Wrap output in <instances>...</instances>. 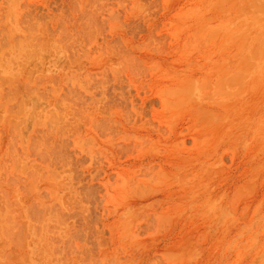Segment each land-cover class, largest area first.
<instances>
[{"label": "rangeland", "instance_id": "rangeland-1", "mask_svg": "<svg viewBox=\"0 0 264 264\" xmlns=\"http://www.w3.org/2000/svg\"><path fill=\"white\" fill-rule=\"evenodd\" d=\"M0 264H264V0H0Z\"/></svg>", "mask_w": 264, "mask_h": 264}]
</instances>
